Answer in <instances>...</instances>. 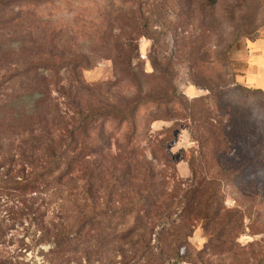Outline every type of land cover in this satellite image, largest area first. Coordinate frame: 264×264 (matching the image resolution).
Instances as JSON below:
<instances>
[{
  "label": "rangeland",
  "instance_id": "obj_1",
  "mask_svg": "<svg viewBox=\"0 0 264 264\" xmlns=\"http://www.w3.org/2000/svg\"><path fill=\"white\" fill-rule=\"evenodd\" d=\"M0 2L15 12L25 6V49L38 40L44 53L54 48L88 61L77 69L57 64L45 85L16 83L14 95L42 91L41 108L54 113L56 104L64 117L77 115V106L97 114L138 107L133 125L103 115L106 124L89 128L101 179L73 173L26 203L0 196V264H264V96L241 78L248 42L264 38V0ZM127 37L134 38L132 54ZM219 90L235 126L222 116L223 131L203 142L195 130L191 136L190 105L209 97L212 106L218 93L211 91ZM172 97L182 105L169 103ZM215 118L200 129L219 126ZM45 128L61 139L55 125ZM32 138L26 130L5 145L13 156L4 169L9 179L24 167L31 176L24 157ZM30 202L39 212L22 216ZM73 228L72 244L51 252L54 239Z\"/></svg>",
  "mask_w": 264,
  "mask_h": 264
},
{
  "label": "trees",
  "instance_id": "obj_2",
  "mask_svg": "<svg viewBox=\"0 0 264 264\" xmlns=\"http://www.w3.org/2000/svg\"><path fill=\"white\" fill-rule=\"evenodd\" d=\"M2 12H5L4 17H0V28L1 29H12L11 34L2 35L0 33V196H14L20 203H26L27 196L33 193H41L44 186L59 185L62 179L71 180L70 175L78 173L85 179L88 180L95 175L97 179H101L104 176L103 167L101 168L99 161L95 164L90 160L93 151L89 137V128H93L97 124L104 125L103 115L117 125L123 126L125 123H131L137 115V105H131L132 107L128 110H115L110 109L101 111L102 113H92L89 110L83 109V107L77 106V115L73 117H64L61 114L55 112L57 105L52 104L54 113L41 108L44 101L42 97V91H38L39 97H24L23 94H16L15 84L19 86L26 85L29 89H38L40 85L48 82V72H53L57 64L67 63L71 65L72 69H77L78 66L88 62L84 58H72L69 56L63 57L64 53L55 54L54 48L44 53L41 51L42 44L38 40H32V45L25 49L29 43L28 37L22 32L23 23L20 22L22 10L25 6L21 5L20 11L15 12L9 4L0 2V8ZM2 18V19H1ZM21 32H18V30ZM119 39L118 36H115ZM29 40V39H28ZM31 41V40H30ZM133 41L134 38L127 37L124 45L131 54L133 52ZM105 43V42H104ZM25 51V52H24ZM60 55V56H57ZM129 61V58H128ZM68 70V69H67ZM12 83V84H11ZM240 84V83H239ZM231 84L224 87V90ZM237 86H241L242 84ZM244 88H250L245 84L242 85ZM24 87V86H23ZM253 88V87H252ZM219 90L211 91L214 97L212 106L209 105V97L194 100L190 105V122L195 126L191 136L197 133L199 138L203 142L209 140V138L216 135L217 130L223 131L224 118L229 126H235L233 123L230 124V120L233 118V114L230 115L231 108L224 102L225 92ZM253 90L260 92L264 96V92L253 88ZM29 93L27 96H32ZM181 97H172L169 103L182 105ZM235 115L240 113V107H233ZM171 112V111H170ZM53 113V114H52ZM52 114V115H51ZM210 114L216 115V123L211 124L208 130H201L202 126L205 127L209 122L207 116ZM224 118H223V117ZM229 116V117H227ZM102 122V123H101ZM56 126V130L62 132L61 139H57L56 135L53 137L50 132L46 131L47 126L51 131L52 126ZM228 126V127H229ZM201 128V129H200ZM26 130H31L32 135L36 138H32V144L30 145V153L24 157V161L28 167H33L30 172L31 176L27 179L24 174V169L16 170L15 178H21L17 180L10 178L8 173L4 172L6 162L12 163L13 156L11 155V149H5L7 142ZM201 130L202 132H200ZM63 135V136H62ZM130 143H132V136L129 137ZM102 145L96 147V150H102ZM131 151L133 148H130ZM41 161L39 167L34 166L35 161ZM25 166V165H24ZM15 170V169H12ZM12 172V171H11ZM19 176V177H18ZM41 178V179H39ZM60 182V183H59ZM69 182H67V185ZM59 188L55 187L53 192L58 191ZM87 191V190H86ZM18 211V210H16ZM39 212V206L35 205V202H30L22 208V216L25 214H36ZM21 216V217H22ZM35 217V215H34ZM87 218L83 217V233L86 225ZM38 224L42 223V219L37 220ZM81 222V221H80ZM81 227V226H80ZM77 233V232H76ZM74 232V228L70 229L67 235L57 236L53 243L54 248L51 252L59 253L62 250V242L65 246H70L75 236H78ZM5 236L4 224L0 220V238ZM83 236L79 234V237Z\"/></svg>",
  "mask_w": 264,
  "mask_h": 264
},
{
  "label": "crops",
  "instance_id": "obj_3",
  "mask_svg": "<svg viewBox=\"0 0 264 264\" xmlns=\"http://www.w3.org/2000/svg\"><path fill=\"white\" fill-rule=\"evenodd\" d=\"M247 68L242 83L264 92V38L251 40L247 44Z\"/></svg>",
  "mask_w": 264,
  "mask_h": 264
}]
</instances>
